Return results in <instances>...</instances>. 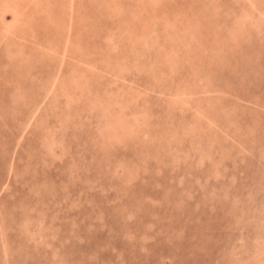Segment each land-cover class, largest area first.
<instances>
[{
  "label": "rangeland",
  "instance_id": "rangeland-1",
  "mask_svg": "<svg viewBox=\"0 0 264 264\" xmlns=\"http://www.w3.org/2000/svg\"><path fill=\"white\" fill-rule=\"evenodd\" d=\"M69 2L0 0V264H264V0Z\"/></svg>",
  "mask_w": 264,
  "mask_h": 264
},
{
  "label": "bare ground",
  "instance_id": "bare-ground-1",
  "mask_svg": "<svg viewBox=\"0 0 264 264\" xmlns=\"http://www.w3.org/2000/svg\"><path fill=\"white\" fill-rule=\"evenodd\" d=\"M43 1V0H42ZM78 1V0H77ZM76 0H70V2H69V4H68V7H69V9L71 10V11H74L75 10V8H76V2H77ZM82 1V0H81ZM114 1V0H113ZM85 2V1H84ZM87 3V2H86ZM107 3V2H106ZM117 3V2H116ZM24 4H26V3H24ZM83 4V3H82ZM81 4V6H83ZM89 4H90V2H89ZM108 4V3H107ZM45 6H46V8H47V10L46 11H50L49 9L50 8H48V3H46L45 2V4H44ZM117 5V4H116ZM6 6V5H5ZM5 6L3 7V8H5ZM103 6V5H102ZM105 6V5H104ZM107 6V5H106ZM109 6H111L110 4L107 6V7H109ZM115 6V5H114ZM99 7V6H98ZM107 7H106V9H107ZM119 7V6H118ZM81 8V7H80ZM103 8V7H102ZM110 8V7H109ZM108 8V9H109ZM15 9H16V7H15ZM114 9H117V8H114ZM70 10H69V12H70ZM77 10H78V8H77ZM79 10H81V9H79ZM77 11L78 13L80 12V11ZM110 10V9H109ZM241 10V9H240ZM5 11V10H4ZM76 12V10H75V13H77ZM83 12V11H82ZM90 11L88 10V12L87 13H89ZM241 12V11H240ZM17 13V12H16ZM83 13H85V11L83 12ZM86 14V13H85ZM91 14V13H90ZM89 14V15H90ZM31 15V14H30ZM70 15H71V13H70ZM75 16H78V14L77 15H75ZM74 15H71V17H69L70 19H69V21H68V24L69 25H71L72 27H73V25H72V19L75 17ZM86 16V15H85ZM1 17V16H0ZM83 17H84V14H83ZM98 17V16H97ZM100 17V16H99ZM103 17H106V15H104ZM240 18H241V16H239ZM80 18V17H79ZM78 18V19H79ZM91 18V17H90ZM101 18V17H100ZM99 18V19H100ZM26 19V18H25ZM77 19V18H76ZM81 19V18H80ZM79 19V20H80ZM84 19V18H83ZM88 18H85L84 20H87ZM107 19V18H106ZM15 20V19H14ZM27 20H29V19H27ZM53 20V19H52ZM78 20V21H79ZM103 20V19H102ZM81 22H82V20H80ZM79 21V22H80ZM89 21V20H88ZM95 21H97V20H95ZM110 21V20H109ZM52 22V21H51ZM75 22H76V20H75ZM87 22V21H86ZM101 22V21H100ZM66 23H67V21H66ZM83 23V22H82ZM87 23H89V22H87ZM86 23V24H87ZM85 24V23H84ZM98 24H99V22H98ZM33 25V24H32ZM92 25V24H91ZM120 25V24H119ZM169 25V24H168ZM176 25V24H175ZM59 26H60V24H59ZM86 26H88V24L86 25ZM170 26V25H169ZM177 26V25H176ZM49 27H51V26H49ZM214 27H217V29L219 28V29H225L224 27H222V25L220 26V25H218V24H214ZM68 28H70V27H68ZM172 29V28H171ZM31 30V29H30ZM169 31V30H168ZM70 33V32H69ZM69 33H68V35H69ZM173 33V32H172ZM7 35V34H6ZM58 35V34H57ZM67 35V36H68ZM111 36H113V35H111ZM69 37V36H68ZM71 37V36H70ZM222 39V38H221ZM116 40H117V38H116ZM115 42H117V41H115ZM41 45V44H40ZM71 45V43H70V40H69V38L67 39V41H66V43H65V50H66V48H68L69 46ZM43 46H48L47 44H45V43H43ZM115 46H116V44H115ZM203 46V45H202ZM80 49H81V47L80 46H78ZM82 47H84V46H82ZM43 48V47H42ZM79 48H77L76 47V49H79ZM116 48V47H115ZM202 48V47H201ZM44 49V48H43ZM56 49V48H55ZM80 49H79V51H80ZM65 50H64V53H65ZM84 50H85V48H84ZM98 49H96V51H97ZM103 50V49H102ZM202 50H203V48H202ZM221 50H222V48H221ZM30 51V50H29ZM86 52H92V50H90V51H87V50H85ZM199 51V50H198ZM31 52V51H30ZM41 52H43V50L41 51ZM89 53V55H92L93 56V52L92 53ZM100 52V51H99ZM98 52V54H100ZM105 52V51H104ZM103 53V52H102ZM94 56H96V53L94 52ZM226 54V53H225ZM65 55V54H64ZM63 55V56H64ZM79 55V54H78ZM88 55V56H89ZM190 55V54H189ZM199 55H200V53H199ZM27 56H29L28 54H27ZM79 56H82V54L81 55H79ZM97 57V56H96ZM82 58V57H81ZM99 59L101 58V56H99L98 57ZM106 58V57H105ZM105 58H103V60L105 59ZM173 58V57H172ZM62 59V62L61 63H59L58 65H59V68H55V70H54V72H53V74H51V79H50V75H49V78H48V80L44 83L45 85V89L43 90L44 91V94H42V97H48V96H50V94L51 95H53V98H55V101L56 102H53V101H51L53 104L54 103H57V99H56V95H58V90H54L53 91V89H55L54 87L55 86H58L57 88H59V90H60V92H61V90L62 89H60L61 87H60V85H59V83H65V85H64V89L65 90H70V93L71 94H75V93H78L80 90H77V87L78 86H82L81 85V76H79V75H81L78 71L75 73V74H71L70 75V77H71V79L70 80H68V78L66 77V75H65V73H64V66H66L67 64H66V62H65V59H63V57L61 58ZM84 58H82V60H83ZM136 59V58H135ZM169 59V58H168ZM223 59V58H222ZM221 59V60H222ZM19 60V63H16V64H18V66L22 69L23 67H25V68H28V67H32V66H34V64H33V60H32V55H30L29 56V58H20V59H18ZM20 61H21V63H20ZM81 61V60H80ZM90 61V60H89ZM139 61V60H138ZM168 61V60H167ZM18 62V61H17ZM101 62V61H100ZM104 62H105V60H104ZM222 62V61H221ZM106 63V62H105ZM81 64V63H80ZM4 65V64H3ZM27 66V67H26ZM85 66V65H84ZM88 66V65H87ZM108 66V65H107ZM210 66V65H209ZM35 67V66H34ZM109 67V66H108ZM131 67V66H130ZM230 67V66H229ZM36 68V67H35ZM114 68V67H113ZM127 68V67H126ZM231 68V67H230ZM74 69V68H73ZM94 69V68H93ZM101 69V68H100ZM117 69L119 70V71H117L116 70V68H114L113 69V71H114V74L116 73V74H118V75H115L116 77H126L125 75H122L121 73H120V66L119 67H117ZM154 69V68H153ZM202 69V68H201ZM195 70H196V68H195ZM197 70H198V68H197ZM25 71V70H24ZM43 71V70H42ZM116 71V72H115ZM215 71V70H214ZM72 72V71H71ZM75 72V71H74ZM70 73V72H69ZM86 73V72H85ZM113 74V75H114ZM194 74V73H193ZM72 75L74 76V77H72ZM155 77H156V79L158 78L156 75H154ZM152 78H153V76H152ZM194 78V77H193ZM78 79V80H77ZM82 82H85V80H86V78H83L82 77ZM120 80V79H119ZM158 80V79H157ZM77 81H78V83H77ZM193 81V80H192ZM195 81V80H194ZM76 83L77 85H73L74 83ZM196 82V81H195ZM187 84V83H186ZM43 85V84H42ZM195 85V84H194ZM49 87V89L48 88H46V87ZM84 86V85H83ZM82 86V87H83ZM208 86V85H207ZM126 88H128L127 87V85L125 86ZM132 87V86H131ZM130 87V88H131ZM17 88H18V86H17ZM22 88H23V86H22ZM206 88V87H205ZM19 90H17V91H20L21 92V90L22 89H20V88H18ZM76 89V90H75ZM79 89V88H78ZM131 90H135V87H133V89H131ZM5 91V90H4ZM85 91V90H84ZM129 91H130V89H129ZM73 92H75V93H73ZM83 92V91H82ZM117 92V91H116ZM190 92V91H189ZM28 93H30V90L29 89H26V90H24L23 91V95H22V93H18V96H15L14 98H13V102H19V100H20V98L21 97H24L25 99L27 98V96H28ZM42 93V92H41ZM124 93H126V92H124ZM130 93V92H129ZM132 93V92H131ZM131 93H130V97L132 96L131 95ZM133 93H135V91L133 92ZM234 93V92H233ZM3 94H4V92H3ZM60 94V93H59ZM67 94H69V93H67ZM119 94H121V93H119ZM128 94V93H127ZM77 97V96H76ZM79 97L81 98V95L79 94ZM139 96H135L134 98H131L132 100H134V99H137ZM58 98H59V96H58ZM122 98V97H121ZM25 99H24V101H25ZM22 100V99H21ZM45 100H47V99H45ZM79 100V99H78ZM89 100H90V98H89ZM21 102V101H20ZM27 102V101H26ZM7 103H8V101H7ZM10 103H11V101H10ZM38 103V102H37ZM118 103H120V102H116L115 104L117 105ZM18 104V103H17ZM20 104V103H19ZM27 105H28V103H26ZM25 104V105H26ZM4 105V104H3ZM8 105H10V104H7V106ZM22 105V104H21ZM20 105V106H21ZM40 103H38L35 107H32L31 108V113H30V115L34 118V119H30V115H29V118H28V122H27V124H26V127H25V129L22 131V133H20V137L22 138L24 135V133H25V131H26V129L27 128H29V127H35V126H37L38 124H40V122H42V120L40 119V113H39V109H40ZM19 106V105H18ZM19 106V107H20ZM3 107V106H2ZM22 107V106H21ZM6 108V107H5ZM4 108V109H5ZM24 108V107H23ZM6 109H8V108H6ZM11 109V108H10ZM16 109V108H15ZM21 111V110H20ZM7 111H5V113H6ZM10 112V111H9ZM4 113V116L6 115ZM17 113V112H16ZM20 113V112H19ZM23 113H25V112H23ZM8 115H11L10 113H7ZM13 114H15V112L13 113ZM18 114V113H17ZM39 114V115H38ZM3 116V117H4ZM6 117H4V119H5ZM13 119V118H12ZM122 119H124V118H122L120 115H119V118H117V120L116 121H121ZM2 120V119H1ZM35 123H34V122ZM34 123V124H33ZM43 123H45V122H42V124ZM146 123H148V121L146 122ZM149 124H151V123H149ZM148 124V125H149ZM35 125V126H34ZM124 126H125V124H123ZM122 127V126H120L119 128H121L123 131H122V133H121V135H122V137H121V139H123V136H132V133H134L135 131H138V129H136L134 126H130V128L128 127V129H127V127L125 128V127ZM146 126V125H145ZM152 126V125H151ZM52 127H54V126H52ZM61 128V127H60ZM53 129V128H52ZM58 129H59V127H58ZM116 129H117V127H116ZM54 130V129H53ZM56 130V129H55ZM61 130H62V128H61ZM134 131V132H133ZM47 134V133H46ZM168 135H170V134H168ZM49 136V135H48ZM133 137V136H132ZM18 138V137H17ZM125 138V137H124ZM145 138H148V137H145ZM120 139V138H119ZM124 141V140H123ZM146 143H147V140L145 141ZM145 142H144V144H145ZM150 146V145H149ZM148 145H147V148L149 147ZM151 147V146H150ZM53 148V147H52ZM153 148V147H152ZM140 160V159H139ZM130 170V169H129ZM0 185H1V183H0ZM3 185V184H2ZM5 186L3 185V186H0V190L1 189H3ZM0 206H2V204H1V202H0ZM3 208V207H2ZM2 208H1V210H2ZM33 208V207H32ZM12 209V208H11ZM30 209V208H29ZM34 210V209H33ZM10 215V214H9ZM0 216H2L1 215V213H0ZM6 216V215H5ZM7 217V216H6ZM13 218V217H12ZM2 221L4 220L3 218L1 219ZM6 220V219H5ZM1 222V221H0ZM5 222V221H4ZM9 223H10V221H8ZM5 223H7V221L5 222ZM2 224H3V222H2ZM4 225V224H3ZM125 226V225H124ZM67 238V237H66ZM69 263V262H68Z\"/></svg>",
  "mask_w": 264,
  "mask_h": 264
},
{
  "label": "crops",
  "instance_id": "crops-1",
  "mask_svg": "<svg viewBox=\"0 0 264 264\" xmlns=\"http://www.w3.org/2000/svg\"><path fill=\"white\" fill-rule=\"evenodd\" d=\"M17 26H18V24L16 23L15 27H17ZM21 45H23V44H21ZM24 46H25V45H24ZM44 47H45V46H44ZM23 49H24L26 52H29L30 55L33 54L32 52L29 51V48L26 49V47H25V48H23ZM16 60L18 61L17 63H19V60H18V59H16ZM20 63H21V61H20ZM37 104H38V103H36V104L34 105V107H35ZM0 109H1V108H0Z\"/></svg>",
  "mask_w": 264,
  "mask_h": 264
}]
</instances>
